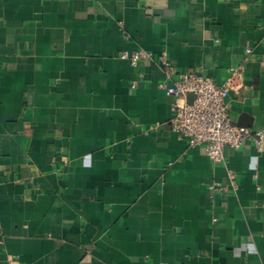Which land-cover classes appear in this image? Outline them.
I'll list each match as a JSON object with an SVG mask.
<instances>
[{
	"label": "crops",
	"instance_id": "1",
	"mask_svg": "<svg viewBox=\"0 0 264 264\" xmlns=\"http://www.w3.org/2000/svg\"><path fill=\"white\" fill-rule=\"evenodd\" d=\"M163 51L244 66L229 114L264 129V0H0V264H264V151L180 138Z\"/></svg>",
	"mask_w": 264,
	"mask_h": 264
},
{
	"label": "built area",
	"instance_id": "2",
	"mask_svg": "<svg viewBox=\"0 0 264 264\" xmlns=\"http://www.w3.org/2000/svg\"><path fill=\"white\" fill-rule=\"evenodd\" d=\"M251 52L252 49L248 48L246 60L250 59ZM118 56L134 65L141 59L154 58L152 52L144 49L122 50ZM158 59L168 80L160 86L174 98L169 124L180 138L187 139L190 146H202L212 160L220 163L225 161L226 147L240 149L248 139L254 142L257 150L264 151V129L252 130L236 125L229 114L226 99L231 88H241L244 66L230 68L231 76L227 83L218 85L203 69L180 71L174 77V66L166 51ZM136 83L135 80L133 84ZM228 176V184L213 182L209 185L211 198L238 188L236 172L229 169Z\"/></svg>",
	"mask_w": 264,
	"mask_h": 264
}]
</instances>
